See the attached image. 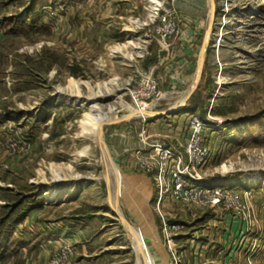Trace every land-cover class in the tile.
Returning <instances> with one entry per match:
<instances>
[{"label":"rangeland","instance_id":"obj_1","mask_svg":"<svg viewBox=\"0 0 264 264\" xmlns=\"http://www.w3.org/2000/svg\"><path fill=\"white\" fill-rule=\"evenodd\" d=\"M214 3L213 16L212 0H0V136L12 138L9 129H18L28 142L20 151L0 149V200L35 189L44 203L18 237L57 228L56 244L70 236L79 247L70 264H145L111 203L95 130L119 117L103 126L117 167L116 195L155 264L157 252L144 233L150 218L159 228L165 221L181 226L170 229L179 239L178 264H264V0ZM164 17L175 22L166 41L158 33ZM189 31L195 65L209 40L202 77L184 101L195 105L169 115L124 118L173 109L184 100L192 80L172 89L159 84L163 96L139 108L131 89L145 73L159 83L154 65L179 66ZM194 116L208 124L212 150L208 162L193 169L201 176L196 184L236 190L251 212L247 231L237 238L224 239L225 212L243 219L248 209L237 214L224 203L198 207L171 199L158 204L153 176L138 162H121L124 148L147 155L156 140L178 146L170 138L176 140L172 135L181 134ZM130 171L148 179L150 195ZM36 223L44 228L35 229Z\"/></svg>","mask_w":264,"mask_h":264},{"label":"built area","instance_id":"obj_2","mask_svg":"<svg viewBox=\"0 0 264 264\" xmlns=\"http://www.w3.org/2000/svg\"><path fill=\"white\" fill-rule=\"evenodd\" d=\"M174 30L175 22L164 17L158 28L162 40L166 41L174 33ZM131 95L136 105L139 103L150 105V101L163 96V91L156 78L151 73H145L139 80H136V84L131 89ZM207 128L208 124L203 119L194 116L190 124L181 131L180 147L179 145L168 146L164 141L156 140L151 142V150L147 155L143 154L142 149L139 148L135 157L140 168L151 174L156 181L158 204L168 199L198 207L224 203L228 208H233L237 214L245 213L248 209L247 215L243 218L246 221L251 217V212L244 204L239 192L230 188L196 184L201 176L196 177L193 169L206 164L212 153L206 138ZM9 131H14V136L5 139L0 136V149L20 151L28 147L27 139L24 135L22 136L20 130L9 129ZM163 227L172 252V259L175 264H178L180 254L172 243V232L181 226L165 221ZM72 253L73 248L70 244H62L58 253V263H65Z\"/></svg>","mask_w":264,"mask_h":264},{"label":"crops","instance_id":"obj_3","mask_svg":"<svg viewBox=\"0 0 264 264\" xmlns=\"http://www.w3.org/2000/svg\"><path fill=\"white\" fill-rule=\"evenodd\" d=\"M192 32H186L183 34V38L187 40L188 46L187 49L183 52V62L179 64V66H174V68H163L160 65H154L151 67V69L154 71L155 75L157 76L159 80V84L163 88H178L182 87L183 85L187 84L190 80L193 79L196 70L198 68L199 61H196L195 65V54H196V48L194 47V35ZM181 39V38H180ZM169 133L173 132V129H170L168 131ZM181 133V132H180ZM174 138L176 137V140H173V138H170L169 142H176L175 144L180 145V134L176 132L175 135H172ZM123 153L126 154V156H121V162L123 164H131L133 166H137L138 160L135 157V154L130 151V148H124ZM130 153V154H129ZM124 154V155H125ZM132 171L128 172V176L135 178L134 183L140 184L141 187L145 185L147 193L150 195V186H148V179L145 180L144 178L139 177L137 174L135 175H129ZM118 175L121 178V183L123 184V172L119 171ZM18 194V193H17ZM149 197V196H145ZM7 197H4L3 200L6 202H1L2 197H0V202L3 203V207H0V222H2L3 218L1 215V210L8 205V199ZM42 205L41 207H43ZM40 207V208H41ZM39 208H33L30 210V212L20 221V223L14 228L15 234L17 235V232L23 230L21 227L25 226L28 221V217L31 215V213ZM223 224H224V239L228 236L237 238L239 234H244L247 231V222L244 221L241 217L234 215L229 212H225L224 218H223ZM19 227L21 229H19ZM30 227V223L27 224V228ZM38 227H43V224L36 223L35 229H38ZM44 228V227H43ZM73 229L71 226L68 230ZM37 231V232H36ZM39 230H34L33 235L25 237L28 234H25L23 237H19L24 243L21 245L19 249L16 251L11 252L10 254H7L3 259H0V264H59L58 263V253L61 249V245L64 243H68L73 248V253L67 258L66 262L63 264H70L72 259L78 254L79 247L77 245L76 239L74 240L70 236H68V240H64L62 244H56L58 243V239L56 240V237L59 234V230L57 228H51L48 227L45 228L43 232H38ZM183 231H180L181 233ZM144 233L146 238L149 240L150 244H152V247L157 252L158 257L156 256V261L158 264H173L172 257H171V251L169 253L170 247L169 243L166 237V231L164 227L159 226L155 223H153V219L150 218L148 225L144 228ZM178 233V234H179ZM177 235V234H176ZM166 239V240H165ZM179 239L176 238L172 243H174L175 248L177 246V241ZM226 242V241H225ZM60 243V240H59ZM168 243V244H167ZM168 246V248H167ZM177 250V249H176ZM178 251V250H177ZM183 252V251H182ZM179 253V251H178ZM180 254V253H179ZM182 254H180V257ZM17 258H21V260H17ZM11 259H14L11 262ZM21 261V262H20ZM61 264V263H60Z\"/></svg>","mask_w":264,"mask_h":264},{"label":"trees","instance_id":"obj_4","mask_svg":"<svg viewBox=\"0 0 264 264\" xmlns=\"http://www.w3.org/2000/svg\"><path fill=\"white\" fill-rule=\"evenodd\" d=\"M195 104L188 102L186 109L193 107ZM42 193L31 189L25 193L20 192L8 200L7 207L1 210L2 222H0V259L7 254L16 251L24 243L14 231V228L33 208L41 207ZM7 197V196H5Z\"/></svg>","mask_w":264,"mask_h":264},{"label":"bare ground","instance_id":"obj_5","mask_svg":"<svg viewBox=\"0 0 264 264\" xmlns=\"http://www.w3.org/2000/svg\"><path fill=\"white\" fill-rule=\"evenodd\" d=\"M210 8H211V13L214 16V2H213V0H212V4H211ZM208 41L209 40L207 39V43H208ZM207 43L205 42V44H204L203 53H204V50H205V48L207 46ZM201 65H202V63L200 62L198 64V68L196 70V73H195V75H194V77L192 79V82L190 83L189 90L187 92H185L184 100H181V98H180V100H181L180 101V105H178L176 108H173V109L177 110V109H180L181 107L183 108V104H184L186 96L189 97L190 93L193 92L192 90H194L196 88V85H197V83L199 81V76H200V73H201ZM140 105H143V104L139 103L137 105L138 108L140 107ZM140 113L141 114H139V115H137V114H133L132 116L128 115V116H126L124 118L141 117V116L144 117L145 115L147 117H149V116H152V115L156 114L157 111L153 110V111H145V112H140ZM147 117H145V119ZM114 119H119V117H116ZM85 120L89 122L90 120L93 121L94 118L93 117L92 118L91 117H86ZM113 120H105V121H103L102 122V126H101V130H100V126L99 125L95 126V130L97 132H99L97 140L99 141V144H100L101 148L103 149V153H104V155L106 157V164H107V170H108L107 176H108V180L110 182L109 184L112 186V194H111L110 200H111V203H112V205L114 206V208L116 210V215L120 214L121 216H123L122 213H121V209L119 207V203H118L119 202L118 201L119 196H118V194L116 195V189H115V171H114L115 168H114V166L116 167V164L113 162V160L111 158V155H110V152L108 150V147L105 145L104 138H103V126H104V124L105 123H109V122H111ZM58 179L61 180V177L58 176ZM124 222L126 223V225H128L127 221H124ZM127 227L130 229L131 233L133 234V237L135 238V240L137 242V245L140 247V257L144 260V263L146 264V261H147L148 264H155V259L152 256V254H151V252H150V250H149V248L147 246V243H146L145 239L142 237V235L139 234V235H141V237H139L134 232V229L132 227H129V225Z\"/></svg>","mask_w":264,"mask_h":264},{"label":"water","instance_id":"obj_6","mask_svg":"<svg viewBox=\"0 0 264 264\" xmlns=\"http://www.w3.org/2000/svg\"><path fill=\"white\" fill-rule=\"evenodd\" d=\"M213 2H214V0H213ZM214 5H215V3H214ZM214 13H215V12H214ZM214 15H215V14H214ZM203 48H204V46L201 48V51H200V54H199V63H200V62L202 63V65H201V73H200V76H199V81H200V79H201V77H202V68H203V64H204V62H205V52H206V48H205V50H204V53H203ZM199 81H198V83H197V85H196V88H197V86H198V84H199ZM196 88H195V89H196ZM195 89L193 90V92L195 91ZM193 92H192V93H193ZM192 93L189 95V97L192 95ZM189 97L187 98V100L189 99ZM186 104H187V101L185 102L183 108H180V109H177V110H176V109H172V108H170V109L165 110V111H157V113L154 114V115H152V116L169 115V114H172V113L179 112V111L185 109ZM149 117H150V116H149ZM131 118H132V117H131ZM118 216L121 217V219H122L123 221H127L129 227H132L133 229H135V228L129 223V221H128L124 216H121L120 214H119ZM124 223H125V222H124ZM125 224H126V223H125ZM128 225H126V226H128ZM127 228H128V227H127ZM128 229H129V228H128ZM129 231H130V229H129ZM130 232H131V231H130ZM135 249H136V251H137V253H138V250H137L136 246H135Z\"/></svg>","mask_w":264,"mask_h":264}]
</instances>
